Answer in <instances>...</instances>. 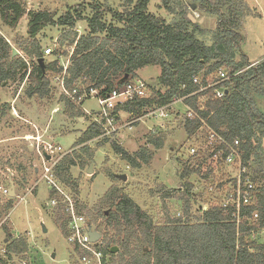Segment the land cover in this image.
<instances>
[{"label": "trees", "instance_id": "1", "mask_svg": "<svg viewBox=\"0 0 264 264\" xmlns=\"http://www.w3.org/2000/svg\"><path fill=\"white\" fill-rule=\"evenodd\" d=\"M126 2L121 12L104 10L98 3H93L89 5L92 15L88 19L82 18L80 12L83 7L77 5L73 11L54 20V16L47 11H27L18 0H0V21L4 27L15 29L21 18L27 17L28 39L18 42V46L32 61L31 68L24 71L25 60L12 55L8 39L0 34V89L8 82L18 81V84L28 83L25 93L30 98H44L50 93L49 74L58 75L63 69L58 66L57 59L46 61L37 39L39 33L49 26L65 28L57 37V43L69 49V66L66 67L63 84L70 97L63 96V99L71 118L80 115L71 97L77 100L86 96L84 99L87 100L92 90L97 91V97H107L112 91L126 86L136 77V72L146 66L160 68L158 82L164 92L157 91L148 98L117 106L111 112L112 117L118 116L119 112L141 117L144 109L160 108L169 105L174 98L195 93L219 68L226 69L231 77L226 82L228 92L220 100H211L210 97L206 110L200 114L228 142L239 141L243 163L249 168L255 186L253 203L241 208L239 215L231 208L212 206L198 216L193 215L194 221H190L191 204L187 197L195 194L190 192L193 184L187 181L184 185L187 197H180L184 202L183 216L170 218L166 213L165 223L154 225L150 215L122 188L114 185L92 212H87L86 220L101 235L97 248L103 254L102 264H264V243L252 241L255 233L264 230V159L261 152L264 114L257 107V99L264 97V59L249 68L250 63L244 56L241 61L236 60V48L242 40L244 1L162 0L164 10L177 16L172 23L148 12L150 0ZM193 7L202 16L217 17L210 45L200 39L203 30L199 23L192 22L188 17ZM105 14L110 15V21L105 19ZM83 20L86 21L87 31L78 35L75 26ZM52 54L59 57L56 51ZM39 59L44 60V71L37 63ZM238 72L240 74L232 77ZM197 76L200 77V85L193 82ZM194 101L195 97H191L185 103L197 111ZM10 110V105L3 103L0 115L4 116ZM198 125V121L185 118V133L191 136ZM101 135V125L93 122L77 139L74 147L85 146ZM109 143L113 152L131 169H139L152 159L146 147L129 153L116 141ZM146 145L159 150L164 141L160 135L149 131ZM80 150L84 153L87 147ZM252 161L257 163L254 170L248 165ZM83 166L81 157L71 152L59 160L53 171L56 181L74 198L77 215L82 214L76 199L79 185L71 171ZM211 173V169L203 173L200 168L195 172L189 166H183L180 175L183 180L193 175L207 180ZM111 178L115 182L122 180L115 175ZM49 197L51 200H62L54 189H51ZM163 197L169 198L167 195ZM13 205V198H9L4 211L10 212ZM64 208L59 202L54 216L58 230L67 239L69 218ZM1 229L6 235L10 234L5 225L2 224ZM115 246L120 251L110 253ZM5 248V256L24 254L27 252L26 239L23 236L8 239ZM73 251L80 252L77 249ZM10 259L0 257V264H14Z\"/></svg>", "mask_w": 264, "mask_h": 264}, {"label": "rangeland", "instance_id": "2", "mask_svg": "<svg viewBox=\"0 0 264 264\" xmlns=\"http://www.w3.org/2000/svg\"><path fill=\"white\" fill-rule=\"evenodd\" d=\"M27 11H47L54 16V20L73 11L77 5H81L80 12L83 19H88L92 15L89 5L98 3L105 10L119 11L127 5V0H18ZM162 0H150L148 12L156 17L163 18L167 23H172L177 16L168 14L161 3ZM245 17L242 21V40L236 48V60L241 61L242 56L246 58L249 67L255 66L264 59V0H243ZM191 16L198 22L203 30L200 39L207 45L212 43V37L217 25V17L213 15L202 16L194 10H190ZM105 19L110 21V15L105 14ZM201 19H205L200 22ZM27 17L21 18L19 25L15 29H9L2 25L0 21V34L10 43L12 50L17 51L18 57L25 60L26 68H31L32 61L26 57L18 46L27 36ZM64 27L52 26L44 28L37 39L44 52L50 49V54L45 56L47 62L58 60V66L62 69L69 66V49L60 47L57 37L62 33ZM78 35L87 31L86 21H79L75 26ZM17 41V43H16ZM56 51L58 56L52 54ZM65 54H68L65 55ZM45 55V53H44ZM226 72L227 70L224 69ZM228 73V72H227ZM137 75L148 85V96H152L157 91L164 92V88L159 84L158 77L160 68L156 66H146L137 71ZM65 75L49 74L50 93L40 98L38 96L28 97L25 93L28 83L18 81L8 82L0 89V107L3 103L10 105V112L4 116L0 115V257L7 258L14 264H82L79 257L81 252H75L70 247L67 239L63 237L55 224V208L61 202L56 198V206H51L49 193L51 188L42 179V157L38 153L44 144L49 143L59 146L61 154H56L59 160L66 154L76 152L84 163L83 168H73L72 176L79 185V192L76 196L77 204L82 210L86 219L87 212H92L93 207L114 185L122 188L124 192L152 218L154 225L165 223L166 213L170 218H180L183 216V200L185 195V182L190 181L193 186L191 193L195 195L187 197L190 200V221L193 215L198 216L202 212L205 204L212 203L209 198L213 197L208 191L210 186L216 184L223 185L229 181V176L223 172L209 175V180H202L198 176H190L183 180L181 172L183 166L190 167L198 171L193 159L187 157L185 152L190 136L184 131L185 108L181 104L171 107L168 116L142 118V121L127 125V115L119 112L121 118L114 122L115 131L108 135H101L99 138L88 142L85 146L74 147L77 139L91 123L97 119L101 121L97 113L100 108L97 105L96 97L79 101L77 104L80 115L71 118L66 109L63 99L67 97L63 92L57 77ZM215 79V75L208 78L209 82ZM209 97H212L209 94ZM81 106L79 107V104ZM257 107L264 114V97L257 99ZM158 107H149L143 110L145 115L149 110ZM55 113V114H54ZM77 113V112H76ZM134 118V117H133ZM127 122V123H126ZM49 124L51 130H48ZM149 131L155 132L163 138L164 146L155 150L146 145V135ZM52 134V138L50 136ZM46 141V142H44ZM111 141H116L123 149L129 153H135L140 147L149 149L152 159L149 164L143 165L139 169H131L126 162L116 155L110 147ZM82 147H87L83 153ZM261 152L264 159V139L261 141ZM92 155L91 157H88ZM91 165L92 173L86 171ZM251 169L257 168V163L252 161ZM211 169V168H209ZM206 166L201 168V172L209 171ZM37 170V172H36ZM111 175H125L126 181H113ZM13 183V209L6 213L5 205L10 197L3 195V190H11ZM57 186L74 203V198L57 181ZM219 193V192H218ZM12 192L10 193V196ZM164 195L169 196L163 197ZM75 205V203H74ZM101 221V220H99ZM5 225L10 231L6 235L1 229ZM43 228L46 232H43ZM23 236L27 242V252L21 255L11 254L5 256V247L8 239H17ZM253 238V239H252ZM252 241L264 243V231L255 233ZM118 247V246H115ZM118 251H120L118 249ZM108 260V258H107Z\"/></svg>", "mask_w": 264, "mask_h": 264}, {"label": "built area", "instance_id": "3", "mask_svg": "<svg viewBox=\"0 0 264 264\" xmlns=\"http://www.w3.org/2000/svg\"><path fill=\"white\" fill-rule=\"evenodd\" d=\"M50 51V49L46 50L44 52L45 55L48 56ZM65 70L66 68H63L62 72L64 75ZM238 74H240V72L234 74L232 77H235ZM230 78L231 77L223 68H219L216 71L215 79L210 82L207 80V84L202 86L200 85V77L197 76L193 79V82L200 85L198 91L187 97L174 98L169 105L155 110H149L145 115L138 118H133L131 114L127 113V125L142 121V118L157 117L158 113L161 117H165L168 116L167 113L174 105L181 104L184 106L185 118L192 121H198L199 123L194 133L190 136V142L185 149L188 161L189 159H193V162H195L194 165H197L198 169L206 166L208 169L211 168L213 175L223 172L230 178L229 181L223 185L216 184L215 186H210L208 188V191L213 196H209V198L213 202L205 204V206L201 209L202 212L209 210L212 206H218L222 209L231 208L236 211L237 215H239L241 208L248 207L253 203L255 187L249 172L250 170L243 163L239 141L234 140L233 142H228L225 137L211 128L206 119L200 114L206 110V103L210 98L209 94L212 95L211 100H220L223 98L224 94L228 92L226 82H228ZM57 81L60 82L61 88L66 96L70 97L64 89L63 79H58L57 77ZM89 96L96 97L97 105L100 108L97 115L101 121L96 119L95 123L101 125L103 135H108L115 131L113 125L116 117L111 116V112L114 108L117 106H124L126 103L137 101L138 99L148 98V85L143 79L134 78L121 89L112 91V93L107 97H97V91L94 90L90 92ZM85 97H81L77 100L71 97V99L75 104H77ZM191 97H195L194 103L197 111L188 107L185 103V101ZM37 150L42 157V179L49 184L51 189L56 190V192L61 196L62 204L64 205V209L69 218V236L67 238L68 244L72 249H77L82 252V256L79 257L82 264H102L103 254L97 248L100 241L97 243H92L90 241L87 234L88 227L90 225L87 223L86 218L83 215L76 214L74 203L71 202L70 198L66 196L56 184L53 171L54 167L59 162V159L55 156L56 154H61L63 152L62 149L59 146H53L46 143L42 146L41 151L39 150V146ZM47 157L49 159H46ZM209 179L210 177L207 180ZM10 193L9 189L3 190V195L5 196L9 197ZM195 193L196 192L193 194ZM50 205L56 206L57 201L52 199L50 201ZM253 218L256 219L257 215L254 214ZM261 231L263 232L264 230Z\"/></svg>", "mask_w": 264, "mask_h": 264}, {"label": "water", "instance_id": "4", "mask_svg": "<svg viewBox=\"0 0 264 264\" xmlns=\"http://www.w3.org/2000/svg\"><path fill=\"white\" fill-rule=\"evenodd\" d=\"M192 10H194V7L192 8ZM189 19H190L192 22L195 23V20H194L191 16H189ZM12 55H13V56L17 55V51L12 50ZM37 63L40 65L41 69L44 71V60H43V59H39V60L37 61ZM125 78H127V77H125ZM46 159H49V158L47 157ZM86 172H87L88 174L92 173L91 165H90V167L88 168V170H87ZM117 177L120 178V179H122V181H126V177H125V175H117ZM10 192H12V195H11V196L9 195V197H10V198H13V197H12V196H13V183H11V190H10ZM43 232H46V230H45L44 228H43ZM87 234H88L89 239H90V241H91L92 243H97V242H99L100 239H101V235H100L96 230H94L91 226L88 227V232H87ZM117 252H118V248H117V247H113V248H111V250H110V253H112V254H115V253H117Z\"/></svg>", "mask_w": 264, "mask_h": 264}, {"label": "crops", "instance_id": "5", "mask_svg": "<svg viewBox=\"0 0 264 264\" xmlns=\"http://www.w3.org/2000/svg\"><path fill=\"white\" fill-rule=\"evenodd\" d=\"M204 20H205V19H201L200 22H202V21H204ZM135 78H140V77L137 75V72H136V77H135ZM140 79H142V78H140ZM122 113H123V112H122ZM122 113H121V114H122ZM54 114H55V113H54ZM121 114H118V116H116V119H117V118H121V117H120ZM125 114H126L127 117H128V114H127V113H125ZM48 128H49L48 130H51L50 124H49V127H48ZM51 138H52V134H51V136H50V139H51ZM44 142H46V141H44ZM46 143H47V142H46ZM36 172H37V170H36ZM8 180H9V183H10V184H11V183H14V181L11 180L10 177L8 178ZM14 184H15V183H14ZM13 193H14V192H13ZM14 194H15V193H14Z\"/></svg>", "mask_w": 264, "mask_h": 264}]
</instances>
